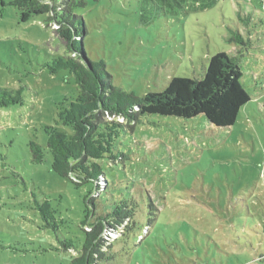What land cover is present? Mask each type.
<instances>
[{"label":"rangeland","instance_id":"obj_1","mask_svg":"<svg viewBox=\"0 0 264 264\" xmlns=\"http://www.w3.org/2000/svg\"><path fill=\"white\" fill-rule=\"evenodd\" d=\"M11 1L0 0V87L23 92L21 105L0 108V264H69L81 228L92 230L81 224L91 186L50 167L44 127L67 130L58 106L78 90L68 70L52 74L45 64L79 57L55 23L22 17ZM78 14L84 51L120 89L159 92L173 77L200 79L215 53L241 51L251 96L231 127L151 115L123 131L116 149L124 156L91 160L103 172L86 223L135 198L157 215L148 220L143 206L135 228H105L97 264H264V0H88ZM232 32L243 45L228 41ZM30 141L43 148L42 163L32 160ZM45 201L54 217L47 222L38 209Z\"/></svg>","mask_w":264,"mask_h":264},{"label":"trees","instance_id":"obj_2","mask_svg":"<svg viewBox=\"0 0 264 264\" xmlns=\"http://www.w3.org/2000/svg\"><path fill=\"white\" fill-rule=\"evenodd\" d=\"M97 1V0H92ZM88 0H13L10 2L21 16L45 15L47 24L53 22L58 28L56 34L61 37L75 57L56 56L45 66L55 74L65 69L74 77L77 87L76 96L59 103L57 116L67 128L61 130L55 126H45L47 150L51 155L50 167L62 178L70 180L75 186L90 185L91 189L84 197L85 214L82 225H90L91 231L83 232V242L71 256L69 264H97L105 260L104 253L98 251V237L109 227H119L124 221L136 227V213L141 207H148V220L157 216L150 212L147 204L135 198V201H121L114 208L96 215L92 223H86L93 216L94 205L89 195L99 187V177L103 169L91 160L116 159L124 156L116 145L125 129L132 131L144 117L157 115L177 119H193L203 116L217 128L234 125L240 109L251 96L241 84L242 70L239 55L218 52L208 58L207 65L200 79L173 77L164 90L148 92L136 96L114 86L106 72L102 60H92L83 48L86 35L83 18L78 11L86 8ZM228 41L243 45L238 32H232ZM23 88L16 90L0 87V108L22 104ZM105 115L114 116L106 120ZM121 119V120H120ZM146 124H152L146 121ZM32 160L44 161L43 148L34 141L29 142ZM143 207V208H144ZM42 218L47 222L54 220L47 201L38 206ZM47 226L50 224L47 223ZM66 248H74L72 241L65 243Z\"/></svg>","mask_w":264,"mask_h":264}]
</instances>
